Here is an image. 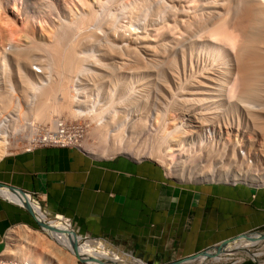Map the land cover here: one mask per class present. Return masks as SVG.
Returning <instances> with one entry per match:
<instances>
[{"label": "bare ground", "instance_id": "1", "mask_svg": "<svg viewBox=\"0 0 264 264\" xmlns=\"http://www.w3.org/2000/svg\"><path fill=\"white\" fill-rule=\"evenodd\" d=\"M78 1L81 2L80 7L74 0H0V158L14 145L8 141L10 134L21 132L27 126L36 131L35 121L49 120L55 113L65 110L71 116L89 115L98 119L106 134H110L109 130L118 124L130 135L145 134L142 140H148L147 144L132 142L130 138L122 142L124 131L119 132L120 126L118 131L115 129L117 133L111 135L109 150L128 152L139 159L162 155L166 169L179 180L223 179L264 184V166L261 170L251 168L250 164L245 170L212 167L214 153L230 152V160L237 159L235 142L227 145L219 137L216 141L221 150H203L201 147L204 145L198 142L202 126L216 116L214 107L222 109V116L236 114L239 127L236 131L241 136L245 132L240 128L242 122L245 129L251 126L253 130H261L263 127L264 0H141L144 9L135 4L127 11L128 18L127 9H124L127 8L124 7L127 0ZM119 1H123L121 8ZM133 7L138 8L137 13L133 12ZM11 11L19 12L24 27L33 26L36 21L40 25L42 22L46 24L50 39L39 42L29 35L31 37L27 36L29 39L22 42L24 44L6 46L12 31L6 29L10 26L8 22L12 21L7 18ZM4 25L7 26L4 28ZM35 58L40 63L41 74L29 67ZM143 67L155 68L156 76L153 70L151 76L154 77L149 76L150 69L137 70ZM180 67L184 70L183 75L185 69L187 72L183 79L185 83L181 82L184 85H181V76L178 75ZM123 69L129 72L128 79L123 76L125 72L120 74ZM105 74L109 78L104 79L109 82L100 79ZM141 79L150 81V86L155 80L159 84L158 88L155 86L156 92L155 84L151 86L157 94L147 92L150 95L148 100L151 95L159 96L154 102L162 110L159 109L158 113L156 108L152 119V115L146 117L159 121V118L166 119L170 112L167 114L171 117L170 127H165L161 120L155 121L157 124L144 118L146 102L149 101L147 94L143 93L147 86L139 85L144 82ZM132 80L141 81L133 84ZM106 81L109 83L107 89L105 87L108 90L107 102L103 95ZM115 87L116 90L120 88V96L118 98L117 94L115 98L119 103L116 108L117 104L112 106L115 94L111 97L110 91ZM238 106L242 108V120L238 116ZM28 116L32 117L31 122L19 124L22 118L28 120ZM153 124L160 125L154 128ZM191 127L194 130L189 129ZM33 136L34 133H29L26 138ZM241 138L237 135L238 142ZM142 142L145 144L143 148ZM197 143L201 145L199 151L193 148ZM188 153L196 159L189 160L192 155L187 158ZM262 159L264 163V155ZM202 161L209 163L207 168ZM253 161L254 157L252 164ZM240 163L243 164L242 161ZM0 190L5 191L6 198L24 208L28 206L37 219L46 222L38 205L28 196L6 187H0ZM46 223L53 227L46 229L47 234L26 224L9 229L4 250L6 257L16 258L21 264H78V261L84 264H155L129 252L117 253L114 249H98L94 255L91 245L100 244L105 239L78 234L68 222ZM263 240L237 238L232 243L226 241L220 250L212 249L209 254L196 255H203L196 261L184 259L179 264H214L217 260H225L233 249L240 248L247 253L249 247Z\"/></svg>", "mask_w": 264, "mask_h": 264}, {"label": "crops", "instance_id": "2", "mask_svg": "<svg viewBox=\"0 0 264 264\" xmlns=\"http://www.w3.org/2000/svg\"><path fill=\"white\" fill-rule=\"evenodd\" d=\"M0 183L34 192L49 216L61 214L84 235L156 264L264 227V184L180 181L154 159L125 153L99 157L78 148L37 147L7 154L0 158ZM2 191L3 254L9 229L37 224Z\"/></svg>", "mask_w": 264, "mask_h": 264}, {"label": "rangeland", "instance_id": "3", "mask_svg": "<svg viewBox=\"0 0 264 264\" xmlns=\"http://www.w3.org/2000/svg\"><path fill=\"white\" fill-rule=\"evenodd\" d=\"M124 1V0H123ZM122 1V2H123ZM128 1L129 0H127V1H124V2H126V5L124 6V7H127V8H124L125 10H126V13H127V11L128 10H130L131 9V7L132 6H136L135 4H139L138 6L140 7V5L143 7V9H144V7H145V5H142L140 2H142L141 0H131L130 1V3H128ZM74 2H75V4H77V6L78 7H80L81 5V2L80 1H78V0H74ZM119 2H121V1H119ZM122 2H121V4H122ZM134 2V3H133ZM79 4V5H78ZM125 4V3H124ZM127 4H129V5H127ZM119 5H120V3H119ZM119 5H118V8H119ZM121 6L123 7V4L122 5H120V8H121ZM119 8V9H120ZM133 9H135L133 12H135V13H137V10H138V8H136V7H133ZM148 9V8H147ZM123 11V8L122 9H120V11ZM121 11V12H122ZM124 12V11H123ZM145 12V11H144ZM18 11H13V13H12V11L11 12H9V13H7V15H9V16H7V18H9V19H11L12 21H11V23L10 22H8V24L11 26V28H10V26H7V25H4V28H5V26H7L6 27V29L7 30H12V31H10V34L8 35V36H10V37H7L8 38V40H7V44H6V46H14V45H16L17 46V44H19V45H21V44H24V43H22V42H25L26 43V40L27 39H29V38H27V36L28 37H31V36H33L35 39H36V41H39V42H46L48 39H50V37H48L49 36V34H48V29H47V26H46V24H44L43 22H42V25H44V26H42V25H40V23H38L37 21L34 23V25L33 26H28V27H24V25H23V23H22V20H21V18H22V16L21 15H18ZM128 14H129V12L126 14L127 16V18H128ZM130 15H132V14H130ZM125 17V16H124ZM127 18L126 19H124V20H127ZM8 19V20H9ZM116 21H119V20H116ZM119 23V22H118ZM8 31V32H9ZM11 33H13V34H11ZM29 33V34H28ZM26 34H28V35H26ZM29 35H31V36H29ZM10 38V39H9ZM11 40V41H10ZM8 41H9V43L10 44H12V45H10L9 43H8ZM13 42V43H12ZM36 57V56H35ZM41 58H43V57H41ZM41 58H39V59H41ZM211 59V61H213V62H215L214 60H212V58H210ZM210 61V60H209ZM39 61H38V59H36L35 58V60L33 59L32 60V64L29 66V67H33V66H35V65H39V67L41 68V66H40V63H38ZM210 64V63H209ZM208 65V64H207ZM153 67H149L148 69L147 68H140V70H139V68L137 69L138 71H141V69L143 70L144 69V71L147 69V71H148V73H149V76L150 77H154V76H156V71H154V70H156L155 68H154V70L152 69ZM182 67H180V69L178 68V70H180L179 72H178V75H180L181 77V81H180V83L183 81V79L185 78V77H187V72H186V69H185V74L183 75V71L184 70H182L181 69ZM30 70V69H29ZM32 70V69H31ZM136 70V69H135ZM151 70H153V71H151ZM33 71V70H32ZM167 71V70H166ZM13 72L15 73V71H14V68H13ZM124 72H125V74H124ZM154 73V76H151V74H153ZM36 73V72H35ZM122 73V75L123 76H127V79L129 78V75L130 74H128L127 73V71H125L124 69L120 72V74ZM186 75V76H185ZM16 76V75H15ZM109 78L106 74H105V76L103 77V79L102 78H100L101 80H103V81H105V80H108V79H104V78ZM147 77V76H146ZM98 80V81H101V80ZM143 79H145V77L143 78ZM143 79H141V80H143ZM141 80H139V81H136L137 83H139ZM152 81H153V79H151ZM129 81V80H128ZM131 81V80H130ZM144 81V80H143ZM107 82V81H106ZM108 82H109V80H108ZM106 83L105 84V82L103 83V84H105L104 85V89H105V87H106V89H107V86H108V84L109 83ZM136 82L134 81V80H132V83L134 84H136ZM145 82V83H144ZM144 82H140L139 83V85L141 84V85H144V86H147V88H145L143 91H145V92H143L145 95L147 94V101H149V102H146V103H148V104H146V106L145 107H147V110L145 111L144 109H145V107L143 108V110L146 112H144L143 113V111H142V113H143V115L145 116L144 118H147L146 116L147 115H152L151 116V118L150 119H152V117H154V115H155V111H157L158 110V113H160V110H162L161 108H159L160 107V105L158 104V103H156V102H154V101H156L155 99L157 98V99H159V96L158 95H156V98H155V96H153V95H155V94H157V93H154V92H156L157 91V88H158V86H159V84H158V82L155 80V81H153V82H151V86H153L154 84V87L153 88H156L155 86H157V88H156V90L155 89H153L150 85H149V83H150V81H148V82H146V80L144 81ZM182 83H185V81H183ZM181 83V85H184V84H182ZM70 86H72V82H71V84H70ZM119 87V86H118ZM117 87V89L118 90H116V87H115V90H116V92H115V90L113 89V91L112 90H110L111 91V97L115 94V97H114V99L112 98V100H115V98H117V96H118V98H119V96H120V94H118V92L120 93V88H118ZM112 88V87H111ZM150 88V89H149ZM103 89V93H105V94H103L104 96H106V98H105V101L107 102V95H108V93H107V91L108 90H104ZM109 89H110V86H109ZM147 89V90H146ZM152 89H153V91H152ZM149 90V92H151L153 95H151V97H149V100H148V96H150V95H148L149 93L147 92ZM96 91V90H95ZM94 91V92H95ZM113 92V93H112ZM115 92V93H114ZM71 94H74L72 91H71ZM118 94V95H117ZM117 95V96H116ZM158 96V97H157ZM154 99H153V98ZM104 98V97H103ZM111 100V101H112ZM116 102V103H115ZM115 102H114V104H112V106L113 105H115V104H117V105H115L114 107L116 108V107H118V105H119V103H117V100H115ZM112 103H113V101H112ZM150 103V104H149ZM158 104V106L159 107H157L156 105ZM148 105H149V107H148ZM156 106V107H155ZM201 106H203V105H201ZM131 108H132V110H133V107L132 106H130ZM128 108V107H127ZM157 108V109H156ZM213 108V107H212ZM211 108V109H212ZM219 107H214V109H215V112H218V113H216V114H218V116H215V118H214V120H219L220 121V123L222 124V123H224L225 125H227V126H234V127H237V124H236V114H227V115H225L224 114V116H222L221 114V112H222V110H220L221 108H219ZM154 109H156L155 111H154ZM160 109V110H159ZM216 109H218L217 111H216ZM240 109H242L241 108V106H238V111L240 110ZM221 111V112H220ZM129 112V111H128ZM170 113V112H169ZM169 113H167V114H169ZM167 114H166V116H165V118L166 119H163L162 120V118H159V121L161 120L162 122V124L165 126V127H167V125H168V127H170V120L169 119H171V117L169 116V118H168V116H167ZM242 112H241V110L238 112V116L241 118V120L242 119H244L243 117H242ZM122 115H124V113L122 114ZM226 116H227V119H226ZM21 117V116H20ZM91 116H89V115H81V116H71L67 111H65V110H62V111H60V112H58L57 114L55 113L54 115H53V117L51 118V119H49V120H38V121H35L36 123H35V126H36V131L33 129V131H31V129L27 126L26 128H25V130H23V131H21V132H18V133H15V134H13V135H9L8 136V141L9 142H14V145L13 146H11L6 152V154L5 155H7V154H16V153H18V152H21L22 150L20 149V146L22 145V143H25L26 142V140H27V138H26V135H28L29 133H35V132H40V128H43V127H49L50 125L52 126V124H53V122L55 121L54 119H65V120H67V121H79V122H81V123H83L84 125H85V137H84V140H83V142L81 143V147H82V149L84 150L85 149V151H87L88 153H90V154H92V155H94V156H99V157H109V156H113V155H117V154H123V153H125V152H123V151H120V152H116V151H111V150H109V146H111V139L113 138L112 136V134H115V133H117L116 131H118L117 129H119L120 128V126H122V125H115L116 126V128H114V127H112V129H114V130H112L111 128V131H113V132H111L110 130H109V133L110 134H106V131H105V129H103L102 130V124L100 123V121H98V119H92V117L90 118ZM118 117H119V115H118ZM122 117V116H121ZM28 118V120H25L24 118H22L21 120L22 121H19V124L20 123H22L23 121H24V123H23V125L25 124V121L26 122H31L32 120V117H30V116H28L27 117ZM148 119V118H147ZM150 119H148V121L149 122H153V123H157V122H159V121H157L156 120V118H155V121H157V122H155L154 120L152 121V120H150ZM157 119H158V117H157ZM164 120L166 121V122H164ZM169 121V122H168ZM244 121V120H243ZM100 123V124H99ZM160 123V124H161ZM158 124V123H157ZM159 124V125H160ZM161 124V125H162ZM244 122H242V124L240 125L241 127V129L242 130H245V132H243L244 133V135H240V133H235V131L234 130H232L231 131V134L229 135V136H227L226 137V135L224 134V132L222 133V137L224 138V139H226V140H223L227 145L228 144H230L231 142H234L233 140L234 139H237V135H238V137H242V141L240 140V142H238L240 145H245L246 146V149H248L247 150V152L248 153H254V163L252 164V163H249L250 165V167L251 168H260V170H261V168L264 166V163H262L263 162V155H264V124H263V127L261 128V130H258V129H252L251 128V126L250 127H248V129H245L244 128ZM159 125H154L153 124V126H155L154 128H158L159 127ZM118 126V127H117ZM158 126V127H157ZM239 128V127H238ZM40 129V130H39ZM115 129H116V131H115ZM31 131V132H30ZM35 131V132H34ZM105 131V132H104ZM124 131V129H123V126H122V129L120 128L119 129V132H123ZM104 132V133H103ZM118 132V133H119ZM101 133V134H100ZM129 132H126V131H124V133H123V140H122V142H125V140H128L129 138H130V140H132V142H137V143H141V141H143L142 139L144 138V137H146V135L144 134V135H141L140 133H136V134H134V135H130V134H128ZM234 134H236V137L234 136ZM108 135H110L109 137H108ZM112 135V136H111ZM142 137H141V136ZM131 136V137H130ZM235 137V138H234ZM105 138V139H104ZM107 138V139H106ZM219 138V136L216 138V139H218ZM221 138V137H220ZM228 138V139H227ZM145 139V138H144ZM117 140V139H116ZM115 140V141H116ZM107 141V142H106ZM148 141V140H147ZM147 141H143L145 144H147L146 142ZM228 141V142H227ZM118 142V141H117ZM121 142V143H122ZM142 142V144H141V148H143V146H145V144ZM199 142V141H198ZM215 142H216V144H218V142L215 140ZM120 143V144H121ZM107 144H109V145H107ZM236 144V143H235ZM106 146H107V148H106ZM200 148V147H199ZM199 148H198V146L197 147H195V150H197V151H199ZM202 149H203V146L201 147ZM106 149V151H104ZM206 148H204L203 150H205ZM213 149V148H212ZM214 149L215 150H221V145H219L218 144V146L216 147V146H214ZM213 149V150H214ZM196 151V154H195V152H194V156L195 155H197V152ZM225 151V150H224ZM237 153H235L236 154V157H237V159L236 158H234V159H232V160H230V158L229 157H231V154H230V152H223V153H219L218 155L216 154V153H212L213 155H211V156H213L214 157V161L211 163V165H212V167L214 166L215 168L217 167L218 168V166H220V168H224V167H226V166H228V167H226V168H232V169H234V170H239L240 168L241 169H246V166L248 165V164H246L245 162H244V160L238 155V151H237V148H236V150H235ZM193 153V152H192ZM192 153H188V155H187V158L188 157H190V155H192ZM125 154H128V155H130L131 153H125ZM204 154V153H203ZM223 154H224V156H223ZM131 156H133L132 154H131ZM193 155L190 157V158H188L189 160H192L193 159V157H194ZM162 157V155H159V156H157V157H154V158H150V159H154V160H156V161H158V163H160L161 165H163V167L166 169V164H165V161H164V159H162L161 158ZM196 157V156H195ZM194 157V158H195ZM220 157V158H219ZM239 157V158H238ZM148 158V157H147ZM196 159V158H195ZM194 160V159H193ZM243 162V164L242 163H240L241 161ZM258 160V161H257ZM203 162H205V161H202L201 163H203ZM256 162H258V163H256ZM206 163V162H205ZM203 163L204 165H205V167L207 168L208 167V165H209V163ZM256 163V164H255ZM219 164V165H218ZM223 167H222V166ZM257 167H256V166ZM204 167V168H205ZM166 171H167V175H169V176H171V177H173V178H175V179H177V180H179L177 177H175L174 175H173V173L169 170V169H166ZM223 180V179H222ZM180 181H183V180H181L180 179ZM202 181V180H201ZM213 181H216V180H213ZM244 183H247V182H245V181H243ZM248 184V183H247ZM254 185V184H253ZM30 228H32V229H34V230H38L39 232H43L42 231V229L41 228H39L37 225H34V226H30V225H28ZM12 228H14V227H12ZM11 228V229H12ZM10 229V230H11ZM9 230V231H10ZM8 231V232H9ZM264 231V227L263 228H261V229H258V230H254V231H249L250 233H253L252 234V236H249V235H245V234H242V235H240V236H238V237H236L235 239H237V238H260V236L257 234V233H259V232H263ZM44 234H46V233H44ZM78 234H82V235H84L83 233H81L80 231H79V233ZM6 235H8V233L6 234ZM85 237H89V236H86V235H84ZM90 238H93V237H90ZM94 239H102V238H96V237H94ZM234 239V240H235ZM233 240V241H234ZM233 241H228L227 243H232ZM247 243H248V241L247 240H245ZM7 242H8V238H7V236L5 237V245H7ZM99 246H101L100 248H99ZM252 247V246H251ZM251 247H249L250 249H248L247 250V253H246V251H244L243 249H233V250H231L230 252L232 253L231 255H228V257L225 259V260H217L214 264H231L232 262H234V261H236V260H240L241 258H244V259H246L247 257H252V254L253 253H255V252H260L261 254L258 256V257H256L257 259H259V261L260 262H262V263H264V240L263 241H261L260 243H258V244H255V245H253V247L251 248ZM6 248V247H5ZM91 248H92V253L95 255L96 253H98L99 252V250L101 251V249L102 250H106V249H114V251L115 252H123V251H125V252H129V253H131L133 256H135V257H137V258H139L137 255H135L134 253H132L130 250H127V249H122L121 250V248H117L116 246H114V245H112L109 241H107V240H104V241H101L100 242V244H93V245H91ZM99 249V250H98ZM5 250V249H4ZM250 254V255H249ZM3 255L6 257V255H5V253H4V251H3ZM239 255V256H238ZM201 256H203V255H200V256H198V257H190V258H186L184 261H196L198 258H200ZM232 257V258H231ZM239 257V258H238ZM7 258H9V257H7ZM13 259H16V258H13ZM18 261H21V262H24V260H20V259H18ZM143 261H145V260H143ZM184 261H182V262H184ZM145 262H147V261H145ZM182 262H180V263H182ZM218 262V263H217ZM78 264H84L83 262H81V261H78ZM156 264V263H155ZM179 264V263H178ZM208 264H211V263H208Z\"/></svg>", "mask_w": 264, "mask_h": 264}, {"label": "built area", "instance_id": "4", "mask_svg": "<svg viewBox=\"0 0 264 264\" xmlns=\"http://www.w3.org/2000/svg\"><path fill=\"white\" fill-rule=\"evenodd\" d=\"M32 70L36 72L37 74H41V68L39 65H35L32 67ZM217 110V109H216ZM222 110V109H221ZM215 115L217 112H214ZM223 114V112H221ZM214 115V116H215ZM215 117H212L210 120H207L205 124L202 126V129L199 132V142L203 144V148H213L214 146H218L216 144L215 140L219 136L222 138V140H226L222 137V133L227 136L231 134L232 130H238L237 127L234 126H227L224 123H220V121L214 120ZM41 129V130H40ZM40 132H35L34 136L30 139L27 138L25 143H22L20 146V149L22 151H31L37 147H70V148H78L82 149L81 143L84 140L85 137V125L79 121H67L65 119H55V122H53L52 126L49 127H43L40 128ZM191 130H194V128H189ZM238 131H235L237 133ZM228 139V138H227ZM242 140V138H241ZM237 144V151L238 155L243 158L244 162L249 164L252 163L254 153H248L246 149V146L240 145L237 142V139L233 140ZM203 142V143H202ZM199 143V144H200ZM187 144L190 145L187 141ZM198 143L193 145V148L200 147ZM224 151V150H223ZM226 153V152H225ZM224 156V154H223ZM156 161V160H155ZM158 162V161H157ZM163 166V165H162ZM166 171V169H165ZM167 173V171H166ZM171 177V176H170ZM231 182V181H229ZM24 195L28 196L32 202L38 205L40 211L44 214L45 221L46 222H68L69 225L72 226V230H74L76 233H79L78 227H76L72 221L69 218L64 217L61 214H54L52 217L49 216L46 212V210L43 208L39 200L35 197L34 192H28L23 191ZM20 206V205H18ZM22 207V206H20ZM42 229V228H41ZM44 233L47 234L46 229H42ZM94 239V237H93ZM251 260L256 259L260 264H264L259 261L256 257H247L246 259L242 258L240 260H236L232 262L231 264H235L237 262L245 261V260ZM0 264H21L20 262H17V260L13 258H7L2 253H0Z\"/></svg>", "mask_w": 264, "mask_h": 264}, {"label": "water", "instance_id": "5", "mask_svg": "<svg viewBox=\"0 0 264 264\" xmlns=\"http://www.w3.org/2000/svg\"><path fill=\"white\" fill-rule=\"evenodd\" d=\"M0 187H6V188H9L11 190H15V191H19L20 193H23V191L21 189H18L16 187H13V186H10V185H6L4 183H0ZM25 208L31 213L32 217L34 218L37 226L39 228H42V229H53V227L51 225H48L46 222L44 221H41L39 219L36 218V216L34 215L33 211L28 207V206H25ZM242 234H245V235H249V236H252L253 233H250V232H247V233H242ZM260 238H263L264 239V231L263 232H259L257 233ZM241 235V234H240ZM240 235H237L236 237L240 236ZM233 238V237H232ZM230 239V238H229ZM229 239H225L224 241H221L220 243H218L217 245H214V246H211L207 249H204L198 253H195L193 255H190L188 257H185L183 259H179V260H175V261H171V262H167V263H162V264H178L180 262H182L184 259L186 258H190V257H195L196 255L198 254H209V252L212 250V249H216V250H220L222 248V246L226 243L227 240ZM75 252H76V249H75ZM253 262L257 263V264H260L258 262V260L256 259H251Z\"/></svg>", "mask_w": 264, "mask_h": 264}]
</instances>
